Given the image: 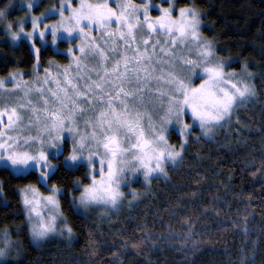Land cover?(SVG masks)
<instances>
[{
    "label": "snow or ice",
    "instance_id": "1",
    "mask_svg": "<svg viewBox=\"0 0 264 264\" xmlns=\"http://www.w3.org/2000/svg\"><path fill=\"white\" fill-rule=\"evenodd\" d=\"M38 6L39 0H20L24 16L18 20L9 19L10 4L0 7L6 37L13 45L30 43L37 69V40L46 46L49 35L52 45L79 39L67 49L66 66L50 61L34 80L18 78L19 72L0 78V172L21 179L35 174L47 189L45 195L33 183L17 187L34 242L53 234L71 241L62 197L76 213L117 211L126 199L131 206L143 194L128 187L133 178L142 176L145 187L152 179L167 181L168 167L182 163L190 141L216 142L236 110L257 96L255 73L246 62L239 71L228 68L231 59L219 56L214 40L202 34V13L191 3L177 8L174 0H55L32 14ZM50 16L58 19L44 23ZM173 132L178 145L169 142ZM81 169L83 177L73 178L71 188L49 183L58 173ZM6 200L0 181V201ZM185 222L181 248L193 233L194 222ZM233 227L247 237L246 218ZM3 243L0 258L10 246L6 228ZM239 264H246L243 245Z\"/></svg>",
    "mask_w": 264,
    "mask_h": 264
},
{
    "label": "trees",
    "instance_id": "2",
    "mask_svg": "<svg viewBox=\"0 0 264 264\" xmlns=\"http://www.w3.org/2000/svg\"><path fill=\"white\" fill-rule=\"evenodd\" d=\"M8 2L0 0V7ZM54 2L40 0L33 13ZM189 3L202 13V34L214 40L220 56L232 59L229 67L240 70L241 62H246L255 73L257 96L237 109L238 135L235 131L233 137L239 136V142L226 146L222 136H216L215 143L190 141L182 163L168 167L167 181L152 179L146 197L100 221L74 212L62 197L61 210L73 228L71 241L54 236L34 244L17 187L33 183L44 192L45 187L35 174L21 179L0 172L7 197L0 201V248L5 247V228L10 236L7 256L0 264H239L241 245L246 264H264V0H176L181 7ZM10 4V19L24 16L17 2ZM66 44L58 42L59 47ZM50 61L65 64L68 56L46 45L39 64L47 67ZM34 64L29 44L13 45L0 25V78L29 72ZM169 139L179 141L175 132ZM77 176L83 177V169L68 176L58 173L49 183L67 189ZM245 218L246 238L233 227V222L242 225ZM186 220L194 222L193 233L181 248ZM141 240L139 249L132 247ZM192 241L198 244L195 250Z\"/></svg>",
    "mask_w": 264,
    "mask_h": 264
},
{
    "label": "rangeland",
    "instance_id": "3",
    "mask_svg": "<svg viewBox=\"0 0 264 264\" xmlns=\"http://www.w3.org/2000/svg\"><path fill=\"white\" fill-rule=\"evenodd\" d=\"M10 2H17L19 5H20V0H9V2L7 3V4H10ZM39 2H40V0H39ZM92 2H97V0H92ZM132 2H134V3H141L142 2V0H132ZM152 2L154 3V4H159L160 2H161V0H152ZM174 2H175V5H176V7L177 8H179V7H181V6H178L177 4H176V0H174ZM55 3V2H54ZM73 3L75 4V0H73ZM53 3H50V4H48V5H45L40 11H38L37 13H32V14H34V15H39L42 11H44L46 8H48V7H50L51 5H52ZM11 5V4H10ZM199 11V10H198ZM153 15H158V13L157 12H153L152 13ZM201 17H202V15H201ZM21 18V17H20ZM10 19V18H9ZM19 19V17H17V18H15V19H11V20H18ZM58 19V16H50L47 20H45L44 21V23H52V22H54L55 20H57ZM201 24H202V19H201ZM202 28V27H201ZM29 29H31V23L29 22V23H27L26 24V30H29ZM201 32H202V30H201ZM46 39H47V41H48V44L47 45H49L52 49H53V51L54 52H58L57 51V49H59L60 51V53H64V54H67V49L69 48V47H71L73 44H75L77 41H78V37H77V40H74V41H72L71 43H69V42H67V44L64 46V47H59L58 46V42L60 41V40H58L57 41V43L55 44V45H52L51 44V36L49 35V36H47L46 37ZM28 44H29V46H30V43L28 42V41H26ZM37 47H40V48H43L44 46H42L41 45V42L39 41V40H37V45H36ZM214 46H215V48H216V50H217V46L215 45V43H214ZM218 55H219V53H218ZM68 56V61H67V63H65V64H58V63H54V64H58V65H64V66H66L68 63H69V60H70V57H69V55H67ZM220 56V55H219ZM221 57H224V58H229L228 56H221ZM231 59V58H230ZM231 61H232V59H231ZM46 68H49V64H48V66L47 67H41L40 66V64H39V66H38V69H37V67H36V64H34V66H33V68L29 71V72H22V71H17V72H19V73H21L22 74V76L21 77H18V78H22L23 80H25V81H28V80H34L35 79V77L37 76V75H39V76H43L44 75V69H46ZM228 68L229 69H232V68H230L229 67V65H228ZM235 70V69H234ZM53 71H55V67H53ZM237 71H239V70H237ZM12 73H16V72H12ZM8 76V75H7ZM7 76H5V77H7ZM5 77H2V78H5ZM196 83H199V81L198 80H196L195 81ZM10 86V85H9ZM15 95H21L20 93H17V94H15ZM30 99H33L34 101H35V96L33 95V96H31V97H29ZM249 104V103H248ZM248 104H246V105H248ZM246 105H243V106H246ZM240 108V107H239ZM237 110H236V114L233 116V120H232V124L230 125V126H228L227 128H225V129H221L218 133H217V136H222V142H223V144L224 145H226V146H234L235 145V143L238 141V139H239V136H237L238 135V125H237ZM194 131H197V130H194ZM235 131H237V135L235 136V137H233V135H234V132ZM169 142L170 143H172L171 141H170V139H169ZM179 142V141H178ZM239 142V141H238ZM172 144H177L178 145V143H172ZM151 184V183H150ZM150 184L147 186V187H145V183H144V181H143V177L142 176H140L139 178H133V180H132V182L129 184V186L128 187H130V188H134V189H136L138 192H142L143 194L141 195V196H139V198H138V200L137 201H135V202H133L132 203V205L131 206H133L134 204H136L137 202H139L142 198H144V197H146L148 194H149V192H150ZM37 186V185H36ZM38 187V186H37ZM39 188V187H38ZM40 189V188H39ZM45 192L43 191V190H41L40 189V191L43 193V194H47V189L45 188ZM125 191H127L128 190V188H125L124 189ZM128 199H130V198H128ZM131 206H129V204H128V200L126 199L125 201H124V203L120 206V208H119V210H121V209H125V208H129V207H131ZM44 212H45V214H46V212H47V210L45 209V210H43ZM111 212H108V213H105L104 212V210L103 209H101V208H96V207H93V208H91V209H89L88 210V212L86 213V214H84V213H80V214H82V215H84V216H86V217H89V218H91L92 220H94V221H100V220H102L103 219V217L104 216H106V215H108V214H110ZM58 227H59V225H58ZM29 235H30V233H29ZM54 236H56V237H59L60 235H58V234H53V235H50L49 237H47V238H45V239H43V240H41V241H39V242H34L33 240H32V238H31V236H30V238H31V241L34 243V244H40V243H42L44 240H46V239H48V238H51V237H54ZM3 248V247H2ZM5 259V257H3V258H0V262L1 261H3Z\"/></svg>",
    "mask_w": 264,
    "mask_h": 264
}]
</instances>
